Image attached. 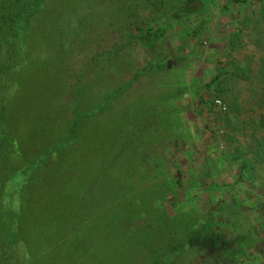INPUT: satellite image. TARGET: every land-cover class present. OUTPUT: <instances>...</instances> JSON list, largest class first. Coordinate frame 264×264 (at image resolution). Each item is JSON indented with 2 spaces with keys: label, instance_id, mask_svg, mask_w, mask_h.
I'll return each instance as SVG.
<instances>
[{
  "label": "rangeland",
  "instance_id": "obj_1",
  "mask_svg": "<svg viewBox=\"0 0 264 264\" xmlns=\"http://www.w3.org/2000/svg\"><path fill=\"white\" fill-rule=\"evenodd\" d=\"M134 1L4 0L0 201L35 167L20 215L35 203L39 228L79 201L83 226L55 239L86 264H145L172 237L169 264H264V0Z\"/></svg>",
  "mask_w": 264,
  "mask_h": 264
},
{
  "label": "trees",
  "instance_id": "obj_2",
  "mask_svg": "<svg viewBox=\"0 0 264 264\" xmlns=\"http://www.w3.org/2000/svg\"><path fill=\"white\" fill-rule=\"evenodd\" d=\"M150 1L151 0H146V2H150ZM160 1L165 2V0H160ZM176 1H178L177 4H179V5L180 4L181 5H187V4L189 5V0H176ZM237 1H239V0H233L232 2H237ZM241 1H243V0H241ZM124 2H125V0H124ZM138 2H140V0L134 1L135 6L137 5ZM229 3H231V2L229 1ZM229 3H227V4H229ZM36 8L37 7H35V6L33 7V9H36ZM192 8H194V7H192ZM7 9L8 8H5V6H4V0H3L2 3L0 4V14H1V11H7ZM8 11H9V9H8ZM136 12L137 11L133 12L134 13L133 15H135ZM154 16H157V15H151L150 20H153L155 18ZM10 19H11V16H9V12L6 15V17L0 15V20H1L0 22L3 23L1 27L4 26V24H5L4 22H11ZM147 19H148V17L147 18L143 17L137 21H138V23H141L143 25L148 24L150 26L149 29L154 28L153 25H151V23H148ZM135 29L139 30L138 27H136ZM140 36H141V34H140ZM140 36H139V34H136L135 31L131 30L127 33L126 40L122 44L125 46L137 44ZM144 43H146V41L140 37V45L141 44L144 45ZM153 45H154L153 43L149 44L150 49H151V47H153ZM118 46H115L114 48L112 47L109 50H107L106 52H112L113 53L114 51L119 49ZM101 54L102 53L92 56V58H90V60H96V59L100 58ZM152 66L155 68H159L160 64L152 65ZM211 81H213V80H211ZM132 84H133V78L131 79V81H129V83H127V84L125 83V86H127V85L131 86ZM0 96H2V95H0ZM261 117L262 118H261V120H259L258 124H259V126L264 127V114L263 115L261 114ZM2 120H0V131H2V133L4 134V132H6V129H5L4 122ZM3 134H0V135H2V137L0 139L1 142H4V139H5V135H3ZM66 140L67 139L64 138V141H66ZM0 158L3 159L2 160V162H3L2 166H4V164L7 163V161H5L7 159L4 160V156L1 154H0ZM35 169H36L35 167L30 168V169H28L27 172H23V173L17 175V178H15V180L13 181V186H11L9 188L10 192L12 191V193H10L11 195L9 197H6L4 200L0 201V264H22L23 262H24L23 264H86V263H82L84 258H85V255H87V257H88L91 255V253L85 254L82 252L79 254L78 253L74 254V252L77 249L69 250L66 253H64V251H63V253H61L62 251L59 250L62 247L60 245L63 242V240L67 241V239H70L72 234L75 233V230H77L79 226H83V224H82L83 220L77 221V218H78L77 212L78 211L82 212L84 210L83 206L79 203V201L73 200L74 201L73 204H75V206H77V208H76V211L74 213H71L70 216H64L63 218H60V216H56V218H55V215H54L53 219H47L48 216H45L46 217L45 220H49L51 223L50 224H48V222H47V224L41 223L39 225V228H37V222H35L36 219H33L32 217H30L32 214L31 210L36 205L35 203H30V201H28L26 204L27 205L26 208L28 210L27 212L29 213V216L26 217L27 213H25V216L20 215L19 205L21 202H23L22 201L23 200L22 193L24 190L25 191L27 190V188L24 187L22 185V183L24 181H26V179H29V177L31 176V173H33ZM0 175H1V171H0ZM3 181L4 180L1 179V176H0V195L2 194V187L4 185ZM169 184H171L173 186H175V185L180 186L182 184V175L180 174V172L177 173V178L171 179L169 181ZM48 188L50 189V192H49V195H47L48 196L47 199L45 197V200H47V202L42 207H46V209L48 208L47 210H50V207H53V205H52L53 197L52 196H54L56 193L58 194V192H60V191L57 189L56 186H51V187L49 186ZM48 198L49 199L52 198V199L48 200ZM9 201H11V203L13 205L11 204V206L8 208L6 205ZM168 205L172 206V205H174V203L169 202ZM14 206H16L17 208ZM64 206H65V208H63V209H66L67 204L65 203ZM12 207H13V210H12ZM165 209L168 212V214H170V212L167 210V208H165ZM16 210H17V212H16ZM172 213H174V212H172ZM8 215H9V217H8ZM83 216H85V215H83ZM90 216H94V212H92V214ZM210 223H212V222H210ZM33 226H36L37 229H34ZM211 226H213V225H211ZM211 226L209 225L210 228H211ZM57 227L60 228V230L62 232V233L58 234L59 235L58 237L60 238V240L62 239L61 243L59 242V239H55V235L57 233ZM139 229L141 230L142 228H139ZM136 237H137V235H135V232H133L131 230L129 237L127 239V240H131V245L130 246L128 245L130 248L133 247V244L137 243V240L135 239ZM174 238L175 237H172L171 240H169V238H168V240L166 239V241H163V244L166 247H164V248L160 247L159 248L160 251H159L157 257L154 253V255H152L151 258H148L144 263L145 264H169V263H171L172 257H170V256L172 255V253L176 254L178 252L177 253V255H178L180 250H181V247H183L184 244L187 245V243L185 242V240L183 238H180L178 241L175 240L177 242V244H174L175 242L172 243L174 241ZM120 245H122V244L120 243ZM122 246H123L124 250L119 251L118 253L120 255L123 254L122 255L123 257L130 259V257H128V256H129V253L131 254V251L127 250V248H129V247L125 246V244H123ZM241 252L243 253L244 249ZM52 254H54V256L50 257ZM60 255H61V257L59 258ZM92 258L93 259L91 260V262H95L96 259H101V256L94 254L92 256ZM136 259L137 258H135V260L132 259L133 261H124V262H135L134 264H137ZM237 259H238V257H237ZM260 262L264 263V257H263L262 261H260ZM98 264H101V263H98Z\"/></svg>",
  "mask_w": 264,
  "mask_h": 264
},
{
  "label": "built area",
  "instance_id": "obj_3",
  "mask_svg": "<svg viewBox=\"0 0 264 264\" xmlns=\"http://www.w3.org/2000/svg\"><path fill=\"white\" fill-rule=\"evenodd\" d=\"M214 103H215L218 107H220L222 110H225V109H226L225 104H224L220 99H216V100L214 101Z\"/></svg>",
  "mask_w": 264,
  "mask_h": 264
},
{
  "label": "water",
  "instance_id": "obj_4",
  "mask_svg": "<svg viewBox=\"0 0 264 264\" xmlns=\"http://www.w3.org/2000/svg\"><path fill=\"white\" fill-rule=\"evenodd\" d=\"M169 62H170V61L168 60V61H167V67H169V66H170V65H169Z\"/></svg>",
  "mask_w": 264,
  "mask_h": 264
}]
</instances>
